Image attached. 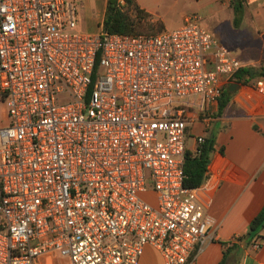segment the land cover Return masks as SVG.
<instances>
[{
    "label": "built area",
    "instance_id": "1",
    "mask_svg": "<svg viewBox=\"0 0 264 264\" xmlns=\"http://www.w3.org/2000/svg\"><path fill=\"white\" fill-rule=\"evenodd\" d=\"M200 20L94 34L70 0H0V264L195 258L215 220L185 185L188 128L244 68Z\"/></svg>",
    "mask_w": 264,
    "mask_h": 264
},
{
    "label": "crops",
    "instance_id": "2",
    "mask_svg": "<svg viewBox=\"0 0 264 264\" xmlns=\"http://www.w3.org/2000/svg\"><path fill=\"white\" fill-rule=\"evenodd\" d=\"M159 1L137 0L154 20L164 22L166 30L180 27L186 17L169 20L161 12ZM211 1L225 5L223 9L228 10L234 25L232 0ZM244 4L243 20L239 27L234 25L245 40L240 60L244 67L264 68V0H245ZM106 5L107 0L104 13ZM260 80L264 82V77L247 85L233 81L231 99L221 113L219 104L213 107L211 125L206 128L201 117L188 128L187 148L192 151L198 146V136L215 140L207 178L199 188L200 202L215 226L188 264H264V230L258 249L243 240L264 207V94L257 87ZM140 264H164V259L158 249L147 246Z\"/></svg>",
    "mask_w": 264,
    "mask_h": 264
},
{
    "label": "trees",
    "instance_id": "3",
    "mask_svg": "<svg viewBox=\"0 0 264 264\" xmlns=\"http://www.w3.org/2000/svg\"><path fill=\"white\" fill-rule=\"evenodd\" d=\"M119 0H107L103 18V30L110 34L144 35L152 36L166 31L164 22L154 20L152 15L142 8L137 0H124L120 6ZM245 0H232L231 7L234 10V25L239 27L244 16ZM264 77V68L244 67L233 78L236 84H249L253 79ZM233 85V84H232ZM223 89L219 100V113L228 105L231 99V87ZM215 150L213 137L205 138L198 144L195 151L186 149L184 157L185 185L188 188H200L207 178L211 155ZM264 230V207L259 215L252 221L249 233L243 238L247 246H251L259 239Z\"/></svg>",
    "mask_w": 264,
    "mask_h": 264
},
{
    "label": "rangeland",
    "instance_id": "4",
    "mask_svg": "<svg viewBox=\"0 0 264 264\" xmlns=\"http://www.w3.org/2000/svg\"><path fill=\"white\" fill-rule=\"evenodd\" d=\"M75 2L78 10V29L86 33H98L102 26L105 9V0H70ZM159 7L165 17L171 21L184 20L185 17L200 16V25L211 32L215 38L226 45L235 56L243 58L240 53L245 44L233 25L228 10L223 9L221 2L211 0H160ZM118 4H121L119 0ZM244 43V44H243ZM6 113V107H0V118ZM44 259V258H43ZM49 264H71L67 258L51 256Z\"/></svg>",
    "mask_w": 264,
    "mask_h": 264
},
{
    "label": "water",
    "instance_id": "5",
    "mask_svg": "<svg viewBox=\"0 0 264 264\" xmlns=\"http://www.w3.org/2000/svg\"><path fill=\"white\" fill-rule=\"evenodd\" d=\"M232 90H233V88H232Z\"/></svg>",
    "mask_w": 264,
    "mask_h": 264
}]
</instances>
